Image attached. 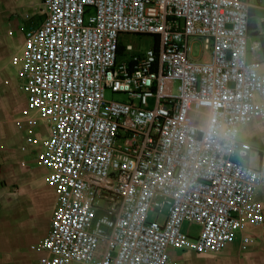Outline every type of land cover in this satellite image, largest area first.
<instances>
[{"label":"built area","instance_id":"built-area-1","mask_svg":"<svg viewBox=\"0 0 264 264\" xmlns=\"http://www.w3.org/2000/svg\"><path fill=\"white\" fill-rule=\"evenodd\" d=\"M42 2L11 60L48 126L39 160L59 200L34 264H173L171 248L219 253L262 226L264 164L246 166L239 141L264 119L262 63L248 58L264 43L262 18L249 44L261 0ZM126 35L154 45L136 53Z\"/></svg>","mask_w":264,"mask_h":264},{"label":"crops","instance_id":"crops-1","mask_svg":"<svg viewBox=\"0 0 264 264\" xmlns=\"http://www.w3.org/2000/svg\"><path fill=\"white\" fill-rule=\"evenodd\" d=\"M43 10L42 0H0V264H34L44 255L40 245L51 230L59 201L49 183V171L39 160L49 137L48 126L39 111L27 112L28 94L11 64L15 55L22 54L26 30L44 21ZM258 11L254 10L251 25L256 23ZM261 32L259 21L251 28L250 46L260 39ZM248 58L260 60L264 71V43ZM29 136L36 137L38 144L28 145ZM239 141L252 146L243 163L260 168L264 164V119L242 126ZM255 199L264 208V190H257ZM184 230L193 238L200 233L189 224ZM168 255L173 264H264V224L248 225L237 232L219 253L171 248Z\"/></svg>","mask_w":264,"mask_h":264},{"label":"rangeland","instance_id":"rangeland-1","mask_svg":"<svg viewBox=\"0 0 264 264\" xmlns=\"http://www.w3.org/2000/svg\"><path fill=\"white\" fill-rule=\"evenodd\" d=\"M252 3H257L258 0H251ZM261 5L264 8V0H261ZM256 12H254L255 14ZM256 18V23L254 25H251V28L256 27L258 22L262 17H264V11H258ZM254 16V15H253ZM124 42L126 43H132L134 45V50L136 53H141L146 51L148 48L153 47L154 45V39L151 36H140V35H126L123 37ZM200 45L198 43H194V57H201L200 53ZM177 87V86H176ZM126 98L123 94H114L110 91L107 92V99L109 100H116V101H122ZM34 115V114H33Z\"/></svg>","mask_w":264,"mask_h":264},{"label":"trees","instance_id":"trees-1","mask_svg":"<svg viewBox=\"0 0 264 264\" xmlns=\"http://www.w3.org/2000/svg\"><path fill=\"white\" fill-rule=\"evenodd\" d=\"M251 13H252L251 15L253 16V15H254V10H252V12H251ZM121 50H122V48H121Z\"/></svg>","mask_w":264,"mask_h":264}]
</instances>
